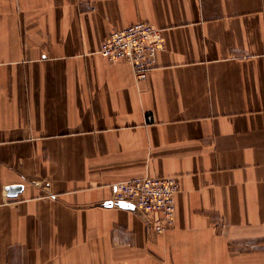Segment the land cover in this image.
Returning a JSON list of instances; mask_svg holds the SVG:
<instances>
[{
    "label": "crops",
    "instance_id": "crops-1",
    "mask_svg": "<svg viewBox=\"0 0 264 264\" xmlns=\"http://www.w3.org/2000/svg\"><path fill=\"white\" fill-rule=\"evenodd\" d=\"M139 21L143 79L100 52ZM145 176L162 233L114 198ZM0 264H264V0H0Z\"/></svg>",
    "mask_w": 264,
    "mask_h": 264
},
{
    "label": "built area",
    "instance_id": "built-area-1",
    "mask_svg": "<svg viewBox=\"0 0 264 264\" xmlns=\"http://www.w3.org/2000/svg\"><path fill=\"white\" fill-rule=\"evenodd\" d=\"M165 45L161 28L139 21L113 30L102 42L100 52L110 61L130 62L136 78L143 79L154 67L157 53ZM113 187L115 200L134 204L148 217L156 232L162 233L174 226L179 190L176 177L145 176L119 182Z\"/></svg>",
    "mask_w": 264,
    "mask_h": 264
},
{
    "label": "water",
    "instance_id": "water-1",
    "mask_svg": "<svg viewBox=\"0 0 264 264\" xmlns=\"http://www.w3.org/2000/svg\"><path fill=\"white\" fill-rule=\"evenodd\" d=\"M24 186L22 184H14V185H9L8 186V194L10 196H16L19 192L23 190ZM120 206L122 207H130L134 208L135 205L131 203H127L126 201H121Z\"/></svg>",
    "mask_w": 264,
    "mask_h": 264
}]
</instances>
